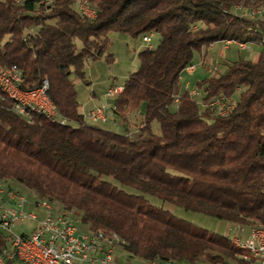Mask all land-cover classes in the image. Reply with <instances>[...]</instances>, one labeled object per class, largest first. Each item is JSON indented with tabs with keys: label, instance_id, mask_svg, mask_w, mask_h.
Returning <instances> with one entry per match:
<instances>
[{
	"label": "trees",
	"instance_id": "trees-1",
	"mask_svg": "<svg viewBox=\"0 0 264 264\" xmlns=\"http://www.w3.org/2000/svg\"><path fill=\"white\" fill-rule=\"evenodd\" d=\"M77 1L0 0V71L16 68L22 91L47 82L58 117H20L0 94V182L58 204L87 232L115 233L123 252L144 263L238 260L245 253L227 238L164 208L264 227V0H86L95 19ZM113 33L159 39L113 101L121 122L141 116L136 131L122 134L85 119L72 80L85 82L89 62L113 63ZM226 41L258 49L257 61L225 65L193 98L183 74L195 55ZM220 98L234 101L226 117L208 108ZM8 251L0 232V257Z\"/></svg>",
	"mask_w": 264,
	"mask_h": 264
},
{
	"label": "built area",
	"instance_id": "built-area-1",
	"mask_svg": "<svg viewBox=\"0 0 264 264\" xmlns=\"http://www.w3.org/2000/svg\"><path fill=\"white\" fill-rule=\"evenodd\" d=\"M51 0H46L50 5ZM79 11L89 19H95L96 15L88 11L86 0H78ZM260 15L254 13L253 18ZM155 39L154 34L145 36L143 43L148 45V50H153L151 45ZM218 45V44H217ZM223 50H229L235 46L240 51H247L250 46L238 42H221ZM195 67H190L186 72L193 73ZM216 74L221 73L219 67H215ZM22 78L16 68L0 71V87L8 91V98L14 103V110L24 118L28 116L22 113L23 105L47 112L52 116V122L57 117L56 108L47 95L48 83L33 91H22L19 86ZM123 92V88L114 87L109 90L106 97L99 104L84 113L85 119L90 124H117L114 99ZM193 98H198L197 91L191 93ZM208 108L220 117L228 116L234 110L233 99L220 98L208 105ZM10 190L0 191V232L9 239L10 251L8 256L11 261L22 264H114L113 252H105L95 249V242L86 238L85 234L78 230L77 222H66L63 213L56 215L52 211V217H38L36 212H29V205L25 198H10ZM36 209V206L33 204ZM49 207L51 206H44ZM230 232V231H229ZM240 228L231 237V243H239L248 249V256H242L248 264H264V230L258 227V231L246 234ZM102 242H111L103 241ZM121 243H117V247ZM101 257V258H100Z\"/></svg>",
	"mask_w": 264,
	"mask_h": 264
},
{
	"label": "rangeland",
	"instance_id": "rangeland-1",
	"mask_svg": "<svg viewBox=\"0 0 264 264\" xmlns=\"http://www.w3.org/2000/svg\"><path fill=\"white\" fill-rule=\"evenodd\" d=\"M235 11V13L238 15H244L245 13L239 8H237ZM254 13L251 16L249 15L252 19ZM109 41V54L113 57V63L109 64L107 62V57H103L100 61L97 62H89L86 65L85 82L77 80L75 81L74 78H72L75 84V90L78 95V102L82 106L83 110L86 108L89 109L93 107L96 103H99V101L103 100V98L106 97L107 93L111 88H123L128 78L132 74L136 73L139 69L140 64L138 60V55L144 50L148 49V45L143 43L142 37L134 40L129 36L113 33L109 36ZM158 43L159 39L156 38L152 41L151 45L156 47ZM77 48L78 50H81L82 45L80 42H77ZM258 54L259 50L253 47H250L247 51H240L235 46L231 47L229 50H223L222 45L219 44L211 46L206 56L205 53H203L202 55H195V59L192 63L193 67H195V73L193 72V74H188V72H185L182 76V84L187 90L194 92L197 84H199L203 80L211 77H219L223 73L225 65L235 63L239 60V58L254 61L256 60V58H258ZM215 67H219L221 73L216 74L214 72ZM186 83H189L190 87H188ZM196 99L199 100V97ZM127 120L128 122L126 123L118 120L116 125L112 124L99 126L104 130L112 131L117 134H122L125 130L136 131L140 124L141 116L139 113H134L129 115L127 117ZM15 191L21 197H25L30 205H33L34 201L37 199L36 196L32 193L29 194L25 191L19 192L17 189ZM127 191L133 194H137V192L129 189H127ZM148 199L152 201L154 206L162 207V204L159 201L152 198ZM53 207L56 215H59L61 212H63L62 208L58 204L54 203ZM164 209L185 222H188L210 232H213L214 230L212 224L216 223V221L213 219L206 218L202 215L190 213L185 210L176 209L172 206H165ZM237 227H235V229ZM81 228L87 230L83 226H81ZM240 228L245 232V234H247L250 232L251 229L255 227ZM201 264H205V262L203 261Z\"/></svg>",
	"mask_w": 264,
	"mask_h": 264
},
{
	"label": "bare ground",
	"instance_id": "bare-ground-1",
	"mask_svg": "<svg viewBox=\"0 0 264 264\" xmlns=\"http://www.w3.org/2000/svg\"><path fill=\"white\" fill-rule=\"evenodd\" d=\"M88 11L93 12L92 10L89 9V7H88ZM93 14L95 13L93 12ZM226 42H234V41H226ZM48 91H49V85L47 86V95H48ZM0 94L4 96L5 98H8V91H6L5 87H0ZM114 108L116 107L114 106ZM22 113L26 114L28 117H30L32 114H36V115L42 116L52 121V116L47 115V112L45 111H42V110H39L33 107V105H23ZM17 114L20 117L24 118V116H22L20 113H17ZM57 119L58 118H55V122L57 121ZM61 124L63 125V123ZM93 125H107V124H93ZM8 188L11 189L10 198H25V197H21L12 187H10L8 182H0V191H8ZM33 204L36 206V213L38 217H40L38 213L44 214L43 217H52V211H54V207H53L54 203L47 201V200L36 199ZM44 206H51V208L44 207ZM61 213H63L64 218H66V222H77L78 223V230L84 233L86 238H88L90 241L95 242L96 250L105 251V252H113V256H115V249L117 248V243H121V240L115 233L108 232V231H98L96 233L85 232L81 230V223L78 220H76L72 216V214H69L64 211ZM258 227L263 228L264 230V227L262 226H255V228L251 229V231H258ZM227 239L231 243V237L227 236ZM102 240L103 241L111 240V242H102ZM231 244L235 248L240 250L241 252L245 253L244 256H248V249H245L239 243H231ZM242 259L248 264V261L245 258L242 257ZM6 261H11V259L8 258V256L0 257V264H6ZM164 264H172V263H164Z\"/></svg>",
	"mask_w": 264,
	"mask_h": 264
},
{
	"label": "crops",
	"instance_id": "crops-1",
	"mask_svg": "<svg viewBox=\"0 0 264 264\" xmlns=\"http://www.w3.org/2000/svg\"><path fill=\"white\" fill-rule=\"evenodd\" d=\"M258 58H256V60L254 61H257ZM195 73V72H194ZM189 74V73H188ZM190 74H193V73H190ZM186 85L188 87H190V84L189 83H186ZM95 104V103H94ZM99 103H96L93 107L89 108V109H82V112L86 113V112H89L91 109H93L95 106H97ZM114 127V126H112ZM8 184L10 185V187H12L14 190H18L19 192H27L29 193L28 191L24 190L23 188L17 186L16 184L14 183H10L8 182ZM31 194V193H29ZM27 210L29 212H36V209L33 205H28L27 206ZM40 217H43L44 214L42 213H38ZM212 227L214 228L213 232L216 233V234H219L225 238H227V236H233L236 232V229L233 225H230V224H227V223H221V222H216L214 224H212ZM81 230L87 232L86 230L82 229ZM230 231V232H229ZM246 234L243 236V239L245 238ZM101 258V257H100ZM240 261H243L244 260L242 259V257H240L238 260L236 261H230L228 262L227 264H244V263H241ZM10 264H22L18 261H14ZM114 264H149V263H144L142 261H139L137 259H132V258H129L124 252L123 250L120 248V247H117L115 249V256H114ZM155 264V263H154ZM206 264V263H205Z\"/></svg>",
	"mask_w": 264,
	"mask_h": 264
}]
</instances>
